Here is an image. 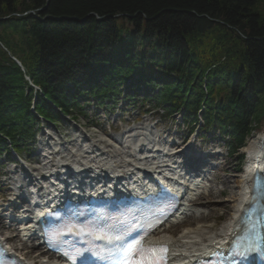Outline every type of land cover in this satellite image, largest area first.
<instances>
[{
  "label": "trees",
  "instance_id": "trees-1",
  "mask_svg": "<svg viewBox=\"0 0 264 264\" xmlns=\"http://www.w3.org/2000/svg\"><path fill=\"white\" fill-rule=\"evenodd\" d=\"M260 3L0 0V153L6 140L20 152L40 118L76 119L88 98L143 84L166 116L200 117L239 155L264 116Z\"/></svg>",
  "mask_w": 264,
  "mask_h": 264
},
{
  "label": "rangeland",
  "instance_id": "rangeland-1",
  "mask_svg": "<svg viewBox=\"0 0 264 264\" xmlns=\"http://www.w3.org/2000/svg\"><path fill=\"white\" fill-rule=\"evenodd\" d=\"M259 7L264 10V4L260 3ZM134 96L133 99H135ZM139 97V96H138ZM133 101V100H132ZM129 100L124 98V95H121L118 101H111L107 103L105 106L100 107V109H96L93 104V107L90 106L89 109L86 110L85 117L77 120L78 125L70 122L69 120L62 121L56 126H52L46 123H43L40 126V130L38 132V141L49 142L52 148L55 150H63V147H59V145H55L56 143H62L66 146H70L73 141H77V145L81 144L84 149H87L88 141H97L98 147L103 151H108L111 147H114L116 150L122 149L121 145L118 143L122 137L127 135L128 130L131 129H143L146 131L151 138L155 140V142L159 141L160 143H173L177 144L181 139H187V145L193 146L196 150L202 146V150L210 149V153L213 156L206 157L208 163L214 165L215 168L210 169V173L208 176L211 178L212 182H207L204 185V188L199 190L201 193L199 196L201 198L196 199L194 197V206L202 207L205 213H211L208 218H201L200 211L195 213V218L199 219L198 225H204L209 228V232H218V229L225 224L227 221L226 214L218 217V213L222 214L224 212L220 207V203L226 199H230L229 192L230 190L236 191V180L238 179V175L240 171L243 169L244 160L240 163L239 159L235 156H229L227 152V147L224 142H220V138L215 134H208L207 137L204 138L203 142H201L200 137L193 133L190 137L186 138V132L188 130L187 124L183 123L179 117L177 121H172L170 119H164V114L162 115V111H155V114L152 112H145L147 108L151 110V104L147 103L144 106V110L142 114L138 113L139 105L136 107H131L129 105ZM92 104V103H91ZM264 132V116L260 117L259 126L254 131V133L248 138L247 142L252 138V136H257L259 133ZM72 140V142H71ZM117 140V143H116ZM194 140L195 143H191ZM70 143V144H69ZM39 142L36 143L38 145ZM113 144L111 146H107ZM35 145V146H36ZM65 146V147H66ZM97 147V146H95ZM108 154V153H107ZM20 158V157H19ZM39 156L32 157L28 159L27 157H21V161L25 162L28 160L29 167H38L33 161H35ZM0 160H4L1 164L3 166L0 167V171L5 172H14L8 173L7 176L11 178L17 179V181H22L20 177V163L14 158L15 162L7 161L4 158H0ZM226 180V182H225ZM227 180L229 184L227 185ZM220 181H224V191L221 194L214 193L212 195H206V190L212 188L214 192L222 188V185L219 184ZM7 182L3 176L0 177V196L6 195L8 190L5 188L4 184ZM226 186V187H225ZM4 187V188H3ZM196 199V200H195ZM231 204V202H230ZM213 213V215H212ZM188 214V213H187ZM186 218H189L187 215ZM191 224L187 221L184 223L179 222L177 225H173V227L169 228L165 233H173L178 232L186 227H190ZM1 228V227H0ZM171 230V231H170ZM170 231V232H169ZM6 236L9 233H4ZM15 247L22 248L21 251L25 252L28 245H33L32 243H28L26 245H21L16 238H13ZM35 250V248H30Z\"/></svg>",
  "mask_w": 264,
  "mask_h": 264
},
{
  "label": "bare ground",
  "instance_id": "bare-ground-1",
  "mask_svg": "<svg viewBox=\"0 0 264 264\" xmlns=\"http://www.w3.org/2000/svg\"><path fill=\"white\" fill-rule=\"evenodd\" d=\"M133 130L134 129L130 131ZM133 138L135 139L134 141H136V144H133L132 139H129V137H127L125 140L122 139V144H124L122 147L127 149L123 151L118 150L119 153H112V156L109 155L111 161L108 163L107 161H104L105 158L102 157V154H99L100 157L93 156L92 149L97 146L96 150H99L98 144L96 143H92V149L90 152H84L90 154L92 157L89 162L83 159V150L80 149V147L76 148V146L73 144V147L75 146L76 149L74 150V153H69L72 151V149L68 151L62 143H56L55 145L63 147L62 151L69 153L68 162H81L82 166L83 163L85 165L93 163L96 167L98 166V168H102L103 170L116 167L120 168V171L125 173L145 166L148 158L151 157L153 152L156 151L155 145L150 143L148 137H145V134L137 137L134 136ZM119 143L121 144V142ZM242 151L246 153V157L243 169L240 171L238 179L236 180L237 184L235 187L237 190H230L228 196L230 199H226L220 203V207L224 210V212L222 214L218 213V217L226 214L228 215L227 221L218 229V232H209V228L204 225L199 227L197 223L200 221L199 219L195 218V213L200 211L201 218H208L211 213L207 214L205 211H203L202 207L194 206L193 204H189V202H187L188 199L193 196V191L190 190L186 196L187 198L185 200L183 199V203L179 208V212L182 210V213L180 212L181 214H177L175 217H173L169 224L173 225L174 223H177V221L181 220L182 223L188 221L191 226L176 233L171 232L172 234L170 235L160 234L157 236V240L163 241L170 246L174 256H182V254H184V256L188 258H193L199 254H203L212 242L215 244L222 242V240L225 239V234L227 232L229 233L231 227L238 223V218L242 213V209H244L249 204L252 198L251 188L254 173L258 171L264 175V132L259 133L257 136H252ZM40 161H44V159H41ZM228 182L230 181L227 180V185L229 184ZM219 184L222 185V188L217 189L215 192L211 189H208L206 195H212L214 193L221 194L225 190L224 181H220ZM187 211H190L189 218H182V214H186Z\"/></svg>",
  "mask_w": 264,
  "mask_h": 264
},
{
  "label": "snow or ice",
  "instance_id": "snow-or-ice-1",
  "mask_svg": "<svg viewBox=\"0 0 264 264\" xmlns=\"http://www.w3.org/2000/svg\"><path fill=\"white\" fill-rule=\"evenodd\" d=\"M69 232H75L77 235L92 234L89 229L85 227H80L78 229H68ZM99 239L106 240H120V236H109L107 234L97 237ZM252 247L249 245L246 251H252ZM120 251L122 253V264H166L164 253L166 249L163 247L149 246L145 248L143 246L142 240H135L126 245H121ZM0 255H2V250H0ZM0 264L3 261L0 260Z\"/></svg>",
  "mask_w": 264,
  "mask_h": 264
},
{
  "label": "water",
  "instance_id": "water-1",
  "mask_svg": "<svg viewBox=\"0 0 264 264\" xmlns=\"http://www.w3.org/2000/svg\"><path fill=\"white\" fill-rule=\"evenodd\" d=\"M260 189V188H259Z\"/></svg>",
  "mask_w": 264,
  "mask_h": 264
}]
</instances>
